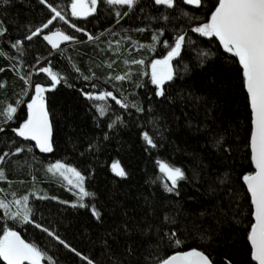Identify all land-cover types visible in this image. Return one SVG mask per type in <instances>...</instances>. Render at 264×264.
I'll list each match as a JSON object with an SVG mask.
<instances>
[{
	"label": "trees",
	"instance_id": "16d2710c",
	"mask_svg": "<svg viewBox=\"0 0 264 264\" xmlns=\"http://www.w3.org/2000/svg\"><path fill=\"white\" fill-rule=\"evenodd\" d=\"M48 2L59 6L70 23L84 29L79 32L70 23L54 21L55 27L50 25V30L60 28L75 37L68 41L69 47L55 53L42 34L30 42L23 41L30 29L50 18L46 5L40 0H0V26L7 28L0 37V68L4 69L0 72V110L8 103L17 107L12 121L0 123V154L14 153L17 146L23 149L0 163L6 176L0 180V188L5 190L0 197L12 199V192L19 197L33 190L48 191L44 195L53 197L56 182L44 168L60 160L85 175L86 190L94 195L85 198L86 208L32 196L34 219L96 264H155L165 254L192 247L205 251L214 264H228L229 260L231 264H248L245 225L251 219L250 194L242 184V175L252 167L248 147L250 107L242 70L231 54L218 47L217 40L190 31L204 19L211 0L199 8L180 5L199 18L191 24L178 10H169V19H162L165 9L155 6L154 0H137L132 9L98 0L97 10L87 17H71V0ZM116 11H127L128 15L118 18ZM160 28L164 35L151 50L147 45L152 44L151 37ZM179 29L188 33L191 43L186 41L183 59L173 60L174 77L165 82V95L157 96L151 83V60L166 54L162 41ZM15 39L23 41L22 54L11 49ZM197 50L212 54L201 63ZM133 59H144L145 64H132ZM13 65L19 70L14 71ZM50 65L65 79L45 92L54 150L42 153L28 140L19 145L22 138L12 129L26 119L34 84L47 86L50 82L46 73L35 69ZM28 73L31 84L21 78ZM125 74L127 79H114ZM85 76L89 80L85 81ZM92 83L98 88L92 89ZM81 89L112 91L129 107L123 109L109 98L110 110L101 117ZM18 100L22 101L19 105ZM133 104L143 111H137ZM144 131L153 136L156 148L143 140ZM217 135L223 136V150L213 144ZM158 159L185 172V179L178 182L174 192L164 187L170 182L160 173ZM117 161L126 171L125 177L112 171V163ZM93 205L101 219L91 214ZM165 215L174 223L165 220ZM4 223L0 210V226ZM14 230L37 243L58 264H86L34 224L16 222ZM169 230L177 233L180 245L166 235Z\"/></svg>",
	"mask_w": 264,
	"mask_h": 264
},
{
	"label": "snow or ice",
	"instance_id": "6c2138e0",
	"mask_svg": "<svg viewBox=\"0 0 264 264\" xmlns=\"http://www.w3.org/2000/svg\"><path fill=\"white\" fill-rule=\"evenodd\" d=\"M3 2L8 3L9 0H3ZM40 3L46 5L47 9L50 10V18L35 27L34 30L30 29L29 34L23 37V41L30 42L38 34H42L43 40L47 41L53 49H57L62 41L74 40L75 37L73 35L66 34L60 28H56L54 31L49 29V26L53 25V22L57 21V19L65 24L70 23L59 6H54L48 0H40ZM104 3L112 7L127 6L128 9H132L136 6L137 0H104ZM202 3H208V0H154L155 6H162L165 9V12L161 13L162 19L166 21L169 19V10L171 12L178 10L180 16L186 18L189 24L193 20H199V18L193 17L189 12L184 11L180 5L186 4L199 8ZM97 4L98 0H71L70 15L71 17H87L97 10ZM122 15L127 16L128 12H115V16L118 18L122 17ZM0 25H2V22H0ZM53 27L55 26L53 25ZM70 27L79 32L84 31L83 28H77L75 23H70ZM45 29H49L48 34H43ZM143 30L138 29V31ZM190 31L199 34V37L217 40L219 42L218 47H222L224 53L231 54L234 62L238 61V65L242 70V84L246 89L247 101L250 107V139L248 147H250V165L252 167V170L246 171L242 175V184L246 186V193L250 194L249 207L251 211L249 215L251 219L245 225L246 242L250 256L248 264H264V0H211L205 11L204 19L192 26ZM6 32L7 28L0 26V37H3ZM163 35L164 29H157L151 37L152 44L147 45V47L154 50L156 44L161 42ZM88 38L91 40L93 37L89 35ZM23 41L15 39L11 43V49H15L17 53L22 54L24 52ZM186 41L191 43L188 33L183 29L175 30L174 36L162 41L166 54L161 58L151 60V83L156 86L155 95H165V82L172 81L174 77L173 60L176 58L183 59L182 50L185 49ZM139 47L143 48L146 46L139 45ZM211 54L204 50H197L196 53L197 59L201 63ZM37 63H39L38 60ZM131 63L144 65L145 60L133 59ZM54 67L50 65L35 69V71L46 73L50 77V82L47 86L42 83L34 84V94L31 95L26 105V119H23L18 127L12 129L18 137L34 141V147L38 148L42 153H52L54 150L52 124L50 123L49 111L46 106L45 92L49 88H55L57 84H60L65 79L59 71L54 70ZM13 70H19V66L13 65ZM184 70H188L187 64L184 65ZM2 71L4 69L0 68V72ZM76 71L79 72V69L77 68ZM30 76L31 73H28L26 76L21 77L25 84L32 83L29 79ZM127 78V74L114 77L117 81ZM83 79L87 81L89 77L85 76ZM91 88L97 89L98 85L92 83ZM81 92L88 100L93 101L94 107L101 117H104L110 110L109 98L123 109L129 107L126 100L118 98L112 91H84L81 89ZM20 103L22 101L18 100L17 105ZM132 107L137 106L133 104ZM137 111H143V109L137 107ZM16 112L17 107L8 103L0 110V117L3 118L0 123L12 121L14 119L13 114ZM120 119L119 116L116 117V121L119 122ZM108 126L112 127V124L110 123ZM2 131L3 129L0 128V132ZM141 135L147 145L151 148L157 147L153 136L148 131L142 132ZM213 144L219 150H223V136L217 135L214 137ZM22 150L21 147L17 146L14 149V153H20ZM14 153L5 151L0 154V163L5 160L6 156ZM156 163L165 180L170 182V186L168 183L164 184L166 191L174 192L178 182L185 179V172L181 167L171 165L164 160L158 159ZM111 167L116 175L120 177L127 175L126 171L120 167L118 161L113 162ZM47 172L52 176L61 178L69 189L75 192L77 201L73 206L88 207L84 200L94 194L86 190V177L81 171L70 164L56 160L54 163L47 165ZM5 179V172L0 169V180ZM4 191L3 188H0V193ZM11 195V200L6 197H0V210L3 211V218L5 219V223L0 226V232H2L0 234V262L2 264H58V261L42 247L38 246L37 243L29 242L22 238L20 232L14 230L16 222L19 224H34L37 229H42L44 233L53 237L64 248L75 253L86 264H96L92 258L82 254L81 251H78L65 239L50 231L48 227L36 223L30 197L35 196L37 200H55L57 197L40 195L38 190H33L19 197H17L15 192H12ZM63 203H67V201H63ZM91 214L97 219H101V213L95 205L91 207ZM164 219L174 223V220H171L167 215H165ZM7 220L13 221V225H9ZM166 235L170 236L171 241H174L175 245L178 246L182 243L175 231L169 230ZM155 264H214V261L205 251L192 247L189 250H174L172 254H165L155 260ZM228 264H231L230 260Z\"/></svg>",
	"mask_w": 264,
	"mask_h": 264
},
{
	"label": "rangeland",
	"instance_id": "374dc122",
	"mask_svg": "<svg viewBox=\"0 0 264 264\" xmlns=\"http://www.w3.org/2000/svg\"><path fill=\"white\" fill-rule=\"evenodd\" d=\"M44 170L47 172V167H45ZM48 174H50V173H48ZM42 176L45 177L44 174H42ZM50 176L56 182V190L54 191V194L52 196L57 197L56 200H59L62 202L67 201L68 204L74 205L77 201V197L75 195V192L70 190L69 187L67 186V184L61 178L56 177V176H52L51 174H50ZM56 191H59L60 193H56ZM39 194L44 195V194H49V192L46 191V193L44 192V193H39ZM6 197H7V195H6ZM7 199L11 200L8 197H7Z\"/></svg>",
	"mask_w": 264,
	"mask_h": 264
},
{
	"label": "water",
	"instance_id": "95a60500",
	"mask_svg": "<svg viewBox=\"0 0 264 264\" xmlns=\"http://www.w3.org/2000/svg\"><path fill=\"white\" fill-rule=\"evenodd\" d=\"M48 43V42H47ZM49 46L51 47V45L49 44ZM67 47H69V45L67 44V41H62L61 43H60V45H59V48H57V49H53L52 47V50H53V52L55 53V52H59V51H62L63 49H65V48H67ZM38 61H41V59L40 60H38ZM28 141H30V140H28ZM31 143H33V144H35V142L34 141H30ZM38 149V148H37ZM39 150V149H38ZM40 151V150H39Z\"/></svg>",
	"mask_w": 264,
	"mask_h": 264
},
{
	"label": "flooded vegetation",
	"instance_id": "af4514ba",
	"mask_svg": "<svg viewBox=\"0 0 264 264\" xmlns=\"http://www.w3.org/2000/svg\"><path fill=\"white\" fill-rule=\"evenodd\" d=\"M12 133L15 135V133L12 131ZM24 138L19 139V145H21V143L23 142ZM18 142V141H17Z\"/></svg>",
	"mask_w": 264,
	"mask_h": 264
}]
</instances>
